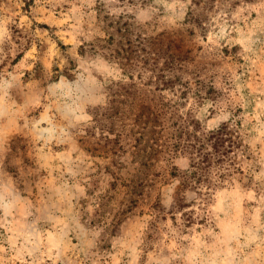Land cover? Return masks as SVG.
Listing matches in <instances>:
<instances>
[{"label":"rangeland","instance_id":"374dc122","mask_svg":"<svg viewBox=\"0 0 264 264\" xmlns=\"http://www.w3.org/2000/svg\"><path fill=\"white\" fill-rule=\"evenodd\" d=\"M104 2L173 34L183 110L211 128L240 122L244 173L215 191L210 225H175L171 172L189 159L148 169L89 131L120 73L90 50L105 35L97 0H0V264H264V0Z\"/></svg>","mask_w":264,"mask_h":264},{"label":"trees","instance_id":"16d2710c","mask_svg":"<svg viewBox=\"0 0 264 264\" xmlns=\"http://www.w3.org/2000/svg\"><path fill=\"white\" fill-rule=\"evenodd\" d=\"M96 6L105 35L89 44L90 50L101 52L120 73L108 86L106 104L94 110L89 131L94 136L98 131L103 146L112 144L104 150L107 154L146 156L148 169L157 158L187 157L186 169L174 166L171 172L181 178L171 218L177 226L210 225L213 219L208 206L215 191L244 173L240 122L226 121L211 128L203 125L192 108L183 110L182 99L187 98L191 86L181 74L185 53L175 50L171 32L151 33L129 9L110 12L104 0H97ZM187 15L188 20L201 19L200 12ZM86 45L80 46L82 53H86ZM216 93L214 87L207 90L212 99ZM197 96L202 97L199 92ZM187 190L198 197L187 200Z\"/></svg>","mask_w":264,"mask_h":264}]
</instances>
